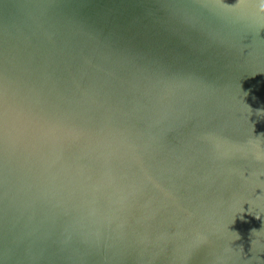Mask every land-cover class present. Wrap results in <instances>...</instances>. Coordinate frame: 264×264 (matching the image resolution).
Returning <instances> with one entry per match:
<instances>
[{"label":"water","instance_id":"95a60500","mask_svg":"<svg viewBox=\"0 0 264 264\" xmlns=\"http://www.w3.org/2000/svg\"><path fill=\"white\" fill-rule=\"evenodd\" d=\"M258 2L0 0V264H264Z\"/></svg>","mask_w":264,"mask_h":264},{"label":"clouds","instance_id":"9594fccd","mask_svg":"<svg viewBox=\"0 0 264 264\" xmlns=\"http://www.w3.org/2000/svg\"><path fill=\"white\" fill-rule=\"evenodd\" d=\"M219 7L229 11L243 9L246 7V0H239V2L235 5H228L224 3V0H219ZM255 8L260 15L264 16V0H259V2L255 5Z\"/></svg>","mask_w":264,"mask_h":264}]
</instances>
